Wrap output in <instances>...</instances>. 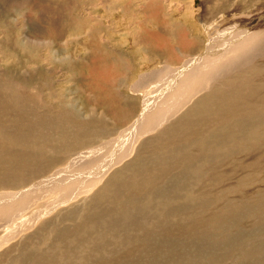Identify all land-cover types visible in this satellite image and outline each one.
<instances>
[{
  "label": "bare ground",
  "instance_id": "obj_1",
  "mask_svg": "<svg viewBox=\"0 0 264 264\" xmlns=\"http://www.w3.org/2000/svg\"><path fill=\"white\" fill-rule=\"evenodd\" d=\"M6 10L8 11L7 8ZM7 13L10 14V12ZM207 15L210 16L209 13ZM15 17H13L14 20H8L10 24H7V21L6 23L3 22V26L7 27L4 31L6 34L0 32V37L4 36L0 43L8 50L12 49L10 43L22 48L23 45L27 46L30 43L29 38L27 39L22 35L16 36V31H20V28L25 30L23 28L25 20L23 17L17 18L18 20ZM203 18L209 19L205 15ZM5 19L8 18L5 17ZM203 22L204 25H207L206 19ZM2 24L0 22V26ZM51 25L53 26V24ZM51 31L53 32V30ZM186 40H184L185 42L181 40L182 44L185 45ZM220 40L223 42V39ZM34 41L36 40L34 39ZM207 43H209L208 40ZM222 44L224 48L218 49L219 51L209 50L207 55L194 58L192 60L195 61L193 66H190L192 61H189L174 72L171 69L166 70L168 65L164 71H153L157 76L162 75L161 78L166 82L170 74L174 77V80H171L172 83H166V85L159 87L160 90L166 91L167 96L162 98L164 101L161 102L160 100V103L158 97L152 95L151 101L143 103V108L138 116L139 119L137 118L138 120L136 119L127 127L125 126L129 122L125 123L121 127V131L114 133L116 134L114 137H109L107 133L112 132V130L116 131L118 128L106 130L109 127H107V120L104 122L100 118L98 121L93 116L90 119L87 117L88 120H81L79 110L73 107L70 109L63 108V111L55 112L48 109L47 105L42 104L41 96L37 92L36 95L33 94L28 85L20 81L9 84L0 80V230L8 228L10 223L15 222L17 224L16 229L12 230L13 232L10 230L11 234H9L10 231H7L9 236H15L17 232L26 229L35 222L43 223H40L41 226L37 224L32 231L20 234L16 244L11 243L12 245H4V247L2 244L7 238H0V248L2 247L0 249V264L4 262L7 264H72L73 261L77 263L90 261V264H115L107 259L108 256L100 257V253L103 252L101 251L102 245L96 243L89 246L83 241L89 235L95 234L104 243L105 239L115 238L116 230L126 229L130 233L140 224H144V227H141L146 245L156 244L150 245L151 256L163 258L168 254L167 244L169 242H181V240L185 242V239L189 237L199 239L197 242L209 249V245L216 239V235L212 231L218 228L220 224L223 226L231 225L232 221H234L232 228L235 230L226 237L228 244L215 246L212 251L227 249L221 253L228 252L231 255V264H247L235 245L239 243L248 244L244 252L250 260H255L260 251H255L251 244L258 242L264 245V176L259 178L257 175L251 174L257 172L254 169V163L247 162L238 169L240 172H246L244 175L246 178L252 175L246 184L256 183L258 180L259 182L262 181L261 186L259 185L260 188L252 194L248 201L223 202L217 209L218 220L211 214H204L205 211L209 210L210 205L216 201L209 193L212 190L211 187H208V191L202 190L201 194L199 191L198 196L191 198L181 194L180 185L176 191L170 190L166 187L167 185L159 187V183L176 175L178 165L191 163L197 157L201 158L204 155L211 156L216 148L215 133L221 127H228V131L231 133V141L239 145L237 149L241 152H248L250 147L255 145L256 147L264 146V26L260 25L250 31H243V33L239 32L232 39L227 37ZM34 45L30 49L36 47ZM1 47L2 45H0ZM27 48L29 47L27 46ZM27 48L26 50H28ZM187 52L184 51V53ZM58 60L60 61V59ZM141 80L143 81V79ZM158 84L157 81H154L150 85L156 88L154 90H157V94L160 91L154 86ZM170 99L174 100V103H171ZM41 108L45 109L41 110ZM180 111L187 115L186 119L178 118L176 121L177 129V126L175 127V124L172 123V126L169 127L170 130L164 131L161 127L164 122L172 119ZM115 114L117 113L115 112ZM136 121H139L137 124L140 125H137ZM158 129L159 133L155 134L154 137L152 135L149 141L160 140L159 145L155 148L156 154L165 151V156L173 155V158L167 159L164 156L161 163L156 164L155 168H146L142 170L145 173L141 177L130 180L132 183H140L137 184V188H130L134 185L129 186L128 181L122 182L123 184L119 188V179L117 182L113 179L118 178V168H121V161L124 162V159L130 155H133L137 160H143L147 157L144 155L146 152L144 147L140 153L137 151L138 148L136 150L132 148L134 143L124 144L123 141L128 142L127 137L132 136L131 134L134 132L133 134H138L136 141L138 142L141 136L154 133ZM236 129H239L238 132L241 131L242 134L237 136L235 134ZM246 133L251 144L241 146L244 139L243 134ZM106 134L109 138L105 139ZM123 136H125L124 139ZM121 138L123 141L121 140L119 143ZM87 144L89 146L81 149ZM112 149L115 150L117 156L111 153ZM259 162L264 166V159ZM185 170L188 172L187 169ZM241 176L237 175L239 180ZM184 177L187 175L184 174ZM206 178L211 180L214 185L221 182L212 173ZM243 183L245 184V181ZM102 184L104 185L102 186ZM110 184L114 187H109ZM100 186L110 190L108 191L110 195H114L112 197L114 201L110 200L114 205L105 210L95 209L91 211L94 207H90L89 213L81 216L85 217L80 223L81 225L70 228L69 222L80 217L76 216L80 207H72L70 202L74 198L71 201L70 199L79 195L90 194ZM11 187L17 188L10 189ZM160 189L164 190L162 196L165 197L160 199L161 209L156 210L154 216L135 218L134 208L139 209L141 213L148 212L147 206L154 201L155 196L158 197ZM75 190L76 193H74ZM55 192L58 197L51 198ZM59 201L63 203L62 206ZM115 207L119 210L116 211ZM249 215L257 218L255 225H253L256 231L251 233L238 226V223ZM220 218L222 219L219 221ZM252 220L254 219L252 218ZM50 221L52 222L48 223ZM147 222L152 223L153 226L148 228L150 224H146ZM186 222L189 224L185 225ZM61 223L63 226L60 225ZM57 230L60 234L56 232ZM162 230H166V234L164 232L163 234ZM54 233L55 237L61 236V243L53 244L52 247L47 246L44 249L38 247L48 243L47 237L51 238ZM164 238L167 242H163ZM74 244L78 246L74 248ZM33 246L35 247L31 250ZM58 250H60V255H57ZM81 250H84L83 256H79ZM126 252L128 255H124L127 258H122L116 264H141L138 262L139 260L129 259L135 253V251L130 250V246L127 247ZM136 257L147 259L142 255Z\"/></svg>",
  "mask_w": 264,
  "mask_h": 264
},
{
  "label": "rangeland",
  "instance_id": "obj_2",
  "mask_svg": "<svg viewBox=\"0 0 264 264\" xmlns=\"http://www.w3.org/2000/svg\"><path fill=\"white\" fill-rule=\"evenodd\" d=\"M263 3L264 0H260V2L259 0H0L1 24L3 22L6 23V21L7 24H10L8 20H14L13 17L15 16L16 19L23 17L25 20L23 28L25 30L20 28V31H16V36L22 35L23 37H27V39L29 38L28 40L30 41L27 44L29 48L23 45L24 49L21 46L10 43L11 50L6 49L0 43L2 45L0 48V80L8 82L9 84L20 81L28 85V87H31L29 89L33 94L36 95L38 93L41 96V103L47 105L46 107H49L48 109L54 110L55 112L63 111V108L70 109L73 107L79 110L81 120H88L87 117L90 119L92 116L94 118L96 117L98 121H100V118L104 122L107 120V127H109L106 130H116L118 128L116 131L112 130V132L107 133L109 137H114L116 136L114 133L119 130L121 131V127L125 123L129 122L125 126L127 127L137 118L139 119L138 116L143 108V103L145 101H151L152 95L158 97V102L160 100L163 102L164 100L162 98L164 99L167 96L166 91L160 90L159 87L160 85H166V83H172L171 80H174V77L170 74L166 82L161 78L162 75L157 76L153 71H164L168 65V69L166 70L171 69L174 72L194 58L207 55L209 50L219 51L218 49L224 48L222 43L225 42V38L231 37L232 39L239 32L243 33V31H250L260 25L264 26ZM6 11L12 14L10 15ZM208 13L211 17L207 15ZM204 15L205 17H210L209 19L205 18L207 25H204L203 22L205 20L203 18ZM3 17L4 19H2ZM5 17L8 19H5ZM49 20L52 21L50 22ZM4 23L0 26V32L6 34L4 31L7 27L3 26ZM3 37H0V40ZM184 38L187 39L185 45L182 44V42H185ZM220 39H223V42ZM181 40L183 41L181 42ZM207 40L209 43H207ZM32 44H35L34 46L36 47L30 49L33 46ZM48 46L49 48H47ZM184 51L187 53H184ZM58 59H60L61 63ZM190 64V66H193L195 61L190 62ZM163 80L164 82H162ZM154 81L159 83L154 86L160 91L159 94H157V90H154L156 88L150 86ZM175 81L177 82V80ZM148 93L151 94L149 95ZM48 94L50 96H47ZM108 96L111 97L109 98ZM171 100L170 102L174 103V100ZM197 103L199 102L197 101ZM44 109L41 108V110ZM106 114L109 116L107 117ZM75 116L77 117V114ZM181 116L183 117L181 118ZM186 117L187 115L183 111H180L172 119L165 121L164 124L166 123V125L164 126L163 124L161 127L167 132L170 130L169 127L172 126V123L175 124V127L177 126L176 121H178V118L184 120ZM138 122L136 121V124ZM240 122H242L241 119ZM238 131L239 129H236L235 134L237 136L242 134L241 131ZM133 133L131 134L133 137H127L129 139L128 142L123 141L125 138L123 136V139L121 138L119 143H121V140L124 144L134 143L132 148L134 150L138 148L137 151L140 153L144 147L146 150L144 155H147V157L143 160H137L133 155H130L127 159H124V162L123 160L121 161V168L117 167L118 178L113 179L115 182L119 179V188L126 181L129 182V186L134 185V187L130 188H137V184L139 185L140 183H132L130 180L141 177L145 173L142 170L146 168H155V165L160 164L161 159L165 156V151L157 154L155 152V148L159 145L160 140L149 141L152 135L154 137L155 134L157 135L159 133V129L154 133L151 132L148 135L141 136L138 142H136L138 140V134L135 135ZM107 134L105 139L108 137ZM243 136L244 139L241 142V146L250 145L251 142L249 141L247 133L243 134ZM214 142L216 148L211 156L204 155L201 158L197 157L191 163L178 165L176 175L169 180L159 183V187L167 185V188L176 191L180 185L181 188L179 190L182 191L181 194L188 198L198 196L199 191H201V194L202 190L205 189V191H208V187H211L212 190L209 193L216 201L210 205L209 210L205 211L204 214H211L218 220L217 209L223 202L248 201L252 194L260 188L262 181L259 182L258 180L256 183L252 182L249 184H246V182L252 175H257L259 178L264 176V166L259 162L264 159V146L256 147L255 145L250 147L248 152H241V150L237 149L239 145L231 141V133L228 131V127L219 128L215 133ZM86 146L89 145H84L81 149ZM238 152L240 153L235 155ZM111 153L117 156L114 149H112ZM172 156L166 155L165 158L172 159ZM247 162L254 163V169L257 172L251 173L252 175L246 178L244 177L246 172H240L238 168H241ZM211 173L221 181L218 185H214L211 180L206 178ZM184 174L187 177H184ZM237 175H242L240 180ZM130 176H132L131 179ZM182 179L185 180L183 181ZM244 181L245 184L243 183ZM169 183L173 184L170 185ZM102 186L97 187V190H93L94 192L92 191L90 194L79 195L70 199L71 201L74 198L71 202L69 201L72 207H80L76 212V216L80 217L75 221L69 222L68 225L71 226L70 228L81 225L80 223L85 219V217L81 216L87 215L90 207H94L91 209L93 211L95 209L105 210L109 206L114 205L110 201L114 195H110L108 193L110 190L101 188ZM109 187L114 186L110 184ZM16 188L11 187L10 189ZM159 191L158 197L155 196L154 201L147 206L148 212L141 213L139 209L134 208L135 218L141 219L144 216H154L155 211L161 209L160 199L165 197L162 196L164 190L160 189ZM76 192L75 190L74 193ZM97 192L99 193L96 194ZM57 197L58 195L55 192L51 198ZM112 200L114 201V198ZM62 204L60 203L61 206ZM118 210L116 208V211ZM49 219H52V217H49ZM256 221V216L249 215L246 219L240 221L238 226L247 232L250 231L249 233L255 232L256 228L253 225H255ZM233 222L227 226L220 224L218 228L212 231L216 235V239L209 245V249L205 245L197 242L199 239L189 237L185 239V242L183 240L181 242H169L167 244L168 254L163 258H160L161 256L157 258L151 256L150 245L156 244L151 243L146 245L142 231L144 224H140L139 227L130 233L126 229L116 230L115 238L105 239L104 243L95 234L89 236L86 234L88 237L83 242L89 246L96 243L102 245L101 251L103 252L100 253V257L108 256L107 259L115 264L122 258H127L125 255H128L126 249L129 246L132 252L135 251L129 259L139 260L138 262L141 264H169L171 262L174 264H231V255L228 252L221 253L227 249H221L219 251L212 250L215 246L228 244L226 237L231 235L235 230V228H232ZM40 223L42 222H35L26 229L17 232L15 236H9L7 231H12L17 226L15 222L10 223L12 227L10 225L8 228L0 230V238H7L3 241L2 246L16 244L21 236L20 234L32 231L37 224L41 226ZM148 223L150 224L148 228H151L153 224L150 222L146 224ZM186 224L189 223L186 222ZM60 225L63 226L62 223ZM169 226L172 227L170 224ZM11 231L9 234H11ZM56 232L60 234L58 230ZM163 232L166 234V230H162ZM54 235L55 233L51 237L52 239L47 237V242L49 239L48 243L41 244L38 247L44 249L47 246L52 247L53 244L61 243V236L55 237ZM163 242H167L166 238L163 239ZM77 246V244L73 245L74 248ZM247 246L248 244L243 243L235 245L242 259L247 264H264V245L258 242L251 244V247L255 251H260V254L253 261L244 252ZM34 247H31V250ZM80 253L79 256H83L84 250H81ZM57 255H60V250H58ZM141 255L142 257H147V259L136 257ZM212 255L214 257H211ZM83 262L77 263L73 261L72 264H90V261ZM3 264H7V262Z\"/></svg>",
  "mask_w": 264,
  "mask_h": 264
}]
</instances>
